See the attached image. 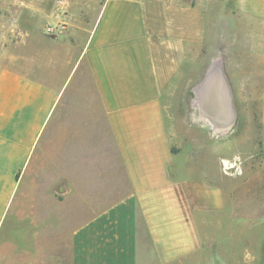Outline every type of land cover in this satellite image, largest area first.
I'll return each mask as SVG.
<instances>
[{
  "label": "crops",
  "instance_id": "obj_1",
  "mask_svg": "<svg viewBox=\"0 0 264 264\" xmlns=\"http://www.w3.org/2000/svg\"><path fill=\"white\" fill-rule=\"evenodd\" d=\"M96 1L92 24L70 20L50 38L49 51L36 49L33 64L14 69L0 58V264H217L218 247L228 257L233 246L208 231L233 213L234 178L216 151L203 161L201 150L186 151L167 129L149 36L165 16L154 9L161 0ZM189 13L193 23L202 17L191 5ZM64 87L67 108L49 135L55 148L34 166L53 167L40 180L52 193L34 195L44 209H34V252L21 255L12 225L1 234L2 220ZM241 192L247 221L249 198L259 209L264 203V179L251 194Z\"/></svg>",
  "mask_w": 264,
  "mask_h": 264
},
{
  "label": "rangeland",
  "instance_id": "obj_2",
  "mask_svg": "<svg viewBox=\"0 0 264 264\" xmlns=\"http://www.w3.org/2000/svg\"><path fill=\"white\" fill-rule=\"evenodd\" d=\"M60 1L0 0V58L7 66L27 67L25 64H33L34 54L39 53L36 49L41 48L43 54L50 50L49 40L57 32H48L47 27L54 26L57 14L62 18L65 12L66 18L62 19L65 26L70 25V20L82 17L91 25L100 9L96 0H85V8L78 4L73 10L68 9L67 0ZM189 5L202 16L195 23ZM154 9L165 14L159 17L155 33L149 36L163 92L167 129L186 151L201 150L203 161L211 159L205 156L206 152L216 151L218 165L234 178L233 213L214 231H208L217 241H227L233 246V253L228 257L222 253L223 247H218L221 252L217 264H264V203L259 209L257 200L249 198L250 214L246 221L241 194L242 190L251 194L253 187L264 179V0H161ZM66 44L68 41L59 46ZM204 77L205 83L199 85ZM211 99L222 103L211 109L208 106ZM66 105L65 89L64 95L52 104L30 146L27 162L17 174L13 198L2 220L5 224L1 234L6 224L12 225L9 236L21 243V255L33 254L34 209H44L39 199L35 206L34 195L39 198L42 192L52 193L49 183L41 184L40 180L46 175L44 172L52 176L53 167L35 168V162L43 151L49 154L55 148L49 135L57 124L58 113ZM226 125L229 127L225 130L214 129V126ZM221 156L231 159L234 166L228 169L233 164H225ZM214 159L213 175H216ZM247 180L250 182L244 184ZM124 185L121 177V186ZM53 191L57 196L54 188Z\"/></svg>",
  "mask_w": 264,
  "mask_h": 264
},
{
  "label": "built area",
  "instance_id": "obj_3",
  "mask_svg": "<svg viewBox=\"0 0 264 264\" xmlns=\"http://www.w3.org/2000/svg\"><path fill=\"white\" fill-rule=\"evenodd\" d=\"M59 2H61V1L59 0ZM61 15H62V18L59 17L60 16L59 14L56 15V19L58 18V20L56 21V23L54 24V26L47 27V31L48 32L56 33V32H60L62 29H65L66 28V26H65L66 22L62 20V19H65L66 18V14L63 11ZM232 167L233 166L231 165V166H229L228 169H230Z\"/></svg>",
  "mask_w": 264,
  "mask_h": 264
},
{
  "label": "water",
  "instance_id": "obj_4",
  "mask_svg": "<svg viewBox=\"0 0 264 264\" xmlns=\"http://www.w3.org/2000/svg\"><path fill=\"white\" fill-rule=\"evenodd\" d=\"M221 76V79H223L224 80V77L221 75V74H219V77ZM205 81H206V77H204V79H203V81L199 84V85H202L203 83H205ZM198 85V86H199ZM221 93V92H220ZM217 94V93H216ZM230 94V93H229ZM209 101H211L210 103V105H208L211 109H214L215 107H217L220 103H222V101H217V99H215V101H212V99L211 100H209ZM229 101H230V96H229ZM230 105H231V103H230ZM232 107V106H231ZM225 108V107H224ZM215 110V109H214ZM233 110V109H232Z\"/></svg>",
  "mask_w": 264,
  "mask_h": 264
},
{
  "label": "bare ground",
  "instance_id": "obj_5",
  "mask_svg": "<svg viewBox=\"0 0 264 264\" xmlns=\"http://www.w3.org/2000/svg\"><path fill=\"white\" fill-rule=\"evenodd\" d=\"M228 106H229V109H231V105H230V102L228 103ZM204 117L205 120L209 121L204 115H202ZM199 120V119H198ZM232 120H233V116H232ZM210 122V121H209ZM229 126L226 125V126H214V129L215 130H225L226 128H228ZM225 163H227V160H224ZM228 164V163H227ZM236 165V164H235ZM234 166V164L232 165Z\"/></svg>",
  "mask_w": 264,
  "mask_h": 264
}]
</instances>
